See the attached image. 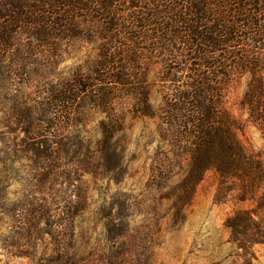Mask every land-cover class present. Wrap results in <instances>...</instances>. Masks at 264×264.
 I'll use <instances>...</instances> for the list:
<instances>
[{
    "label": "rangeland",
    "instance_id": "rangeland-1",
    "mask_svg": "<svg viewBox=\"0 0 264 264\" xmlns=\"http://www.w3.org/2000/svg\"><path fill=\"white\" fill-rule=\"evenodd\" d=\"M17 39L32 43L28 33ZM99 46V38L79 39L58 56L40 47L3 62L0 264H264V244L252 248L254 256H238L226 220L253 206L232 196L217 201L215 172L189 204H175L187 163L178 166L162 141L158 68L148 77L155 118L135 117L123 98L114 112L90 97L66 112L58 91L75 77H95ZM250 80L245 74L232 82L226 108L245 152L264 162V127L242 104ZM112 113L122 131L102 150L100 123Z\"/></svg>",
    "mask_w": 264,
    "mask_h": 264
},
{
    "label": "trees",
    "instance_id": "trees-1",
    "mask_svg": "<svg viewBox=\"0 0 264 264\" xmlns=\"http://www.w3.org/2000/svg\"><path fill=\"white\" fill-rule=\"evenodd\" d=\"M20 33L32 43L18 42ZM98 38L95 77H75L57 100L68 113L86 97L114 112L123 98L133 102L135 117L155 118L148 77L158 68L162 141L178 166L187 163L175 204H189L215 172L217 201L232 196L253 206L226 220L238 256L253 255L264 244V162L245 152L226 95L237 77L250 74L242 104L264 127V0H0V69L15 54L44 47L58 56L75 40ZM111 116L100 123L102 150L122 131V118Z\"/></svg>",
    "mask_w": 264,
    "mask_h": 264
}]
</instances>
